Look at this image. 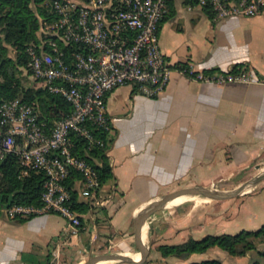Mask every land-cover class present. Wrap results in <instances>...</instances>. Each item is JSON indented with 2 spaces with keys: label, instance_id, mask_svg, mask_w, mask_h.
I'll use <instances>...</instances> for the list:
<instances>
[{
  "label": "crops",
  "instance_id": "0c3cea01",
  "mask_svg": "<svg viewBox=\"0 0 264 264\" xmlns=\"http://www.w3.org/2000/svg\"><path fill=\"white\" fill-rule=\"evenodd\" d=\"M158 37L172 68L164 89L151 95L123 84L106 95L113 132L107 157L112 176L105 187L113 190L99 219L72 233L57 213L23 219L0 214V264H32L63 247L134 256V219L146 204L176 188L232 175L264 155V11L218 18L191 0H170ZM180 63L203 72L241 63L258 81L202 82L172 67ZM183 194L164 206L209 200L193 193L180 200ZM256 221L257 228L263 224ZM195 255L188 259L197 260Z\"/></svg>",
  "mask_w": 264,
  "mask_h": 264
},
{
  "label": "built area",
  "instance_id": "2783aa9c",
  "mask_svg": "<svg viewBox=\"0 0 264 264\" xmlns=\"http://www.w3.org/2000/svg\"><path fill=\"white\" fill-rule=\"evenodd\" d=\"M170 0H45L51 16L39 17L36 37L25 47L24 73L35 88L59 95L71 111L48 127L37 102L14 98L0 104V165L16 158L20 174L45 176L40 203L0 204V214L14 219L47 213L63 216L72 233L95 224L112 196L97 169L79 154L78 140L87 148L103 147L109 156L112 120L106 95L133 84L155 95L166 86L171 66L159 46V27ZM218 18L254 16L264 0H196ZM202 82H257L251 68L206 74L191 65L175 68ZM77 172L73 189L84 212L75 208L66 181Z\"/></svg>",
  "mask_w": 264,
  "mask_h": 264
},
{
  "label": "trees",
  "instance_id": "16d2710c",
  "mask_svg": "<svg viewBox=\"0 0 264 264\" xmlns=\"http://www.w3.org/2000/svg\"><path fill=\"white\" fill-rule=\"evenodd\" d=\"M195 2L196 0H191ZM48 3V2H47ZM45 0H0V104L2 102L20 98L27 102L35 101L39 107L41 118L51 127L55 121L64 117L71 111L70 104L59 95L51 94L45 89L35 88L29 82L23 85L27 79L24 68L27 65L25 47L36 37L39 27V17L51 16ZM204 8L214 15L213 10ZM8 45L13 46L16 57L8 53ZM186 64L172 65L181 69ZM243 64L238 63L232 66L231 71L237 73L242 69ZM21 67V70H19ZM217 70L204 71L211 74ZM79 154L85 157L97 169L100 180L105 182L112 176L107 156L103 147L87 148L83 140H78ZM20 168L16 158L8 155L0 165V204L12 202L40 203V194L43 189L44 174L42 172L30 171L27 174L19 175ZM79 174L73 172L72 177L67 179L66 184L71 189V196L75 201L77 192L73 189L74 179ZM75 208L84 212L86 206L75 201ZM24 218V217H18ZM29 218V217H28ZM254 240L264 243V223L256 229H241L236 233L206 234L201 238L189 237L178 243H160L156 246L155 252H159V259L172 255L181 260H187L192 253H203L210 247H219L228 254L242 256L248 251L255 249L257 257L248 264H264V249L256 248ZM148 250V254H149ZM148 256V255H147ZM45 257L44 259L48 258ZM32 264H43L41 259L30 261ZM146 264V263H144ZM158 264H176L167 261H160ZM186 264H225L217 258H206L190 260Z\"/></svg>",
  "mask_w": 264,
  "mask_h": 264
},
{
  "label": "rangeland",
  "instance_id": "374dc122",
  "mask_svg": "<svg viewBox=\"0 0 264 264\" xmlns=\"http://www.w3.org/2000/svg\"><path fill=\"white\" fill-rule=\"evenodd\" d=\"M1 35V33H0ZM8 53L13 58L16 57V49L8 45ZM21 70V67H19ZM23 72V71H22ZM29 84L27 79L23 80V85ZM232 175L220 178H211L205 184L195 183L192 186H201L204 188H216L219 191L229 192L239 186L241 183L253 178L264 171V155L257 159L250 160L247 164L237 167ZM246 190V189H245ZM193 196L206 198L202 194L193 193ZM161 197V196H160ZM207 201L187 200L180 205L162 206L153 211L147 218L148 223V246L149 254L144 263L157 264L160 261H167L176 264H186L190 259L181 260L169 255L164 259L155 256L156 246L160 243H172V241L182 242L189 237L201 238L206 234L236 233L241 229L257 228L255 223L263 221L264 223V177L250 186V190L238 194L234 197L224 199L208 198ZM151 203L146 204L148 207ZM254 206L261 210H255ZM250 211H248V210ZM254 210L255 216H254ZM255 222V223H254ZM175 234H180L175 236ZM256 248L264 249V243L254 240ZM108 244L109 242H105ZM111 244V243H110ZM110 248L109 251H115ZM99 248L88 253L81 248L68 249L63 247L59 253L42 259L43 264H81L88 256L98 254ZM109 253V252H108ZM158 256L159 252H158ZM257 257L255 249L248 251L245 255L237 256L228 254L219 247H210L203 253H196L198 259L217 258L225 264H248ZM108 264H131L123 261H113Z\"/></svg>",
  "mask_w": 264,
  "mask_h": 264
},
{
  "label": "water",
  "instance_id": "95a60500",
  "mask_svg": "<svg viewBox=\"0 0 264 264\" xmlns=\"http://www.w3.org/2000/svg\"><path fill=\"white\" fill-rule=\"evenodd\" d=\"M264 177V171L257 174L253 178L241 183L235 189L231 191H219L216 188H204L201 186H184L180 188H176L168 193L163 194L161 197L157 198L155 201L150 202L151 204L144 208L141 212L137 214L134 219V230H133V244L136 250L140 253L139 259H134L131 256H127L122 253L115 252H107V253H98L94 255L88 256V258L82 262L81 264H96L99 261L103 260H113V261H123L131 264H144L147 255H148V246L142 242V227L146 223L147 218L150 214L156 209L165 205V203L171 199L172 197L179 195L181 193H198L204 195L206 198L213 199H224L234 197L238 194H242L245 192V188L247 186H251L258 180Z\"/></svg>",
  "mask_w": 264,
  "mask_h": 264
},
{
  "label": "bare ground",
  "instance_id": "6f19581e",
  "mask_svg": "<svg viewBox=\"0 0 264 264\" xmlns=\"http://www.w3.org/2000/svg\"><path fill=\"white\" fill-rule=\"evenodd\" d=\"M247 188H249V186H247L245 189H247ZM187 194H190V193H184L183 194V196H180V200L181 199H183L184 197H185V195H187ZM177 203V202H176ZM166 204V203H165ZM172 203H168V205H171ZM144 230H145V243H146V241H147V239H148V236H147V232H148V228H147V226H145L144 225ZM132 258H134V259H139V257H140V253L138 252L136 255H134V256H131ZM101 262H103V261H99V262H97L96 264H99V263H101Z\"/></svg>",
  "mask_w": 264,
  "mask_h": 264
}]
</instances>
